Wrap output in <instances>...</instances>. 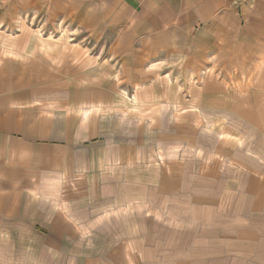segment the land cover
<instances>
[{
	"label": "rangeland",
	"instance_id": "rangeland-1",
	"mask_svg": "<svg viewBox=\"0 0 264 264\" xmlns=\"http://www.w3.org/2000/svg\"><path fill=\"white\" fill-rule=\"evenodd\" d=\"M93 1L0 0V95L41 99L47 54L66 51V99L97 102L105 114L99 140L107 142L83 178L100 184L66 189L89 208L83 216L94 229L49 238L64 249L34 262L264 264L234 249L244 217L264 222V198L250 206L254 189L246 187L264 184V61L230 34L224 45L197 39L166 49L152 69L130 61L125 72L102 43L111 30ZM74 2L79 10L68 11Z\"/></svg>",
	"mask_w": 264,
	"mask_h": 264
},
{
	"label": "crops",
	"instance_id": "crops-1",
	"mask_svg": "<svg viewBox=\"0 0 264 264\" xmlns=\"http://www.w3.org/2000/svg\"><path fill=\"white\" fill-rule=\"evenodd\" d=\"M92 4L104 7V27L106 33L111 30V37L107 35L102 43L111 46V60L125 72H130V61L150 62L144 67L152 69L166 49L194 45L197 39L208 46L224 45L230 34L235 44L251 45L256 60L264 61V0H99ZM72 6L68 11L79 10L75 2ZM59 54L56 58L47 54L44 98L33 100L30 94L17 103L0 95V264H47L34 262L35 254L64 249L50 245L49 238L88 236L94 229L89 223L92 218L83 216L88 207L67 196L66 189L68 184L96 183L83 178L97 168L101 158L97 147L107 142L99 140L106 135L105 114L98 111L97 102L66 99L65 80L60 78L67 72V53ZM54 77L58 81L51 80ZM108 147L106 158L112 155ZM246 187L254 189L250 206L257 205V198H264V184ZM257 217H244L240 233L235 230L234 249L248 253L252 260L260 255L264 261V232H260L264 222ZM231 220L235 219L225 218ZM65 224L73 228L72 234Z\"/></svg>",
	"mask_w": 264,
	"mask_h": 264
}]
</instances>
